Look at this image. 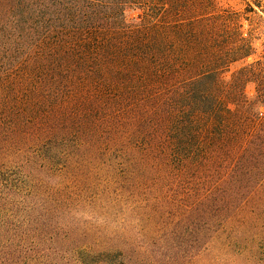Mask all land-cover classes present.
Instances as JSON below:
<instances>
[{
    "label": "trees",
    "instance_id": "trees-1",
    "mask_svg": "<svg viewBox=\"0 0 264 264\" xmlns=\"http://www.w3.org/2000/svg\"><path fill=\"white\" fill-rule=\"evenodd\" d=\"M245 18L217 0H0V264H157L152 245L192 264L224 231L255 240L264 55Z\"/></svg>",
    "mask_w": 264,
    "mask_h": 264
},
{
    "label": "rangeland",
    "instance_id": "rangeland-1",
    "mask_svg": "<svg viewBox=\"0 0 264 264\" xmlns=\"http://www.w3.org/2000/svg\"><path fill=\"white\" fill-rule=\"evenodd\" d=\"M217 3L221 10L243 13L246 17L245 19L252 21L255 35L259 38L255 41L257 56L264 55V0H217ZM248 4L252 6L255 12H249ZM242 23L243 29L247 33L252 26L250 22L245 20ZM253 59H249L248 62H251ZM243 65L244 62L234 64L230 72L227 73V77L229 78L234 71ZM246 210L247 215L256 214L261 217L257 223H253L250 227V233L256 235L255 240L247 241L239 238L233 240L232 238V242L229 243L228 241L231 239L230 231H224L220 239H215L205 251L197 255L192 264H264L263 211H257L254 205H250ZM85 218L86 216L82 220H86ZM118 226L116 231L120 235L133 233L139 241H142L141 237H137L140 227L136 224L128 221V223H122ZM114 227L111 226V228ZM151 251L155 254L154 260L157 264H164L172 259L170 251H163L157 246L152 245ZM160 251H162V254Z\"/></svg>",
    "mask_w": 264,
    "mask_h": 264
}]
</instances>
